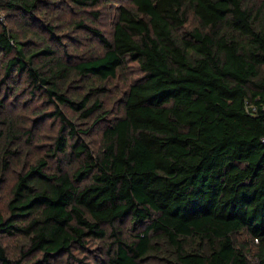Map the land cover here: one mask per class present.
I'll return each instance as SVG.
<instances>
[{
  "label": "trees",
  "instance_id": "1",
  "mask_svg": "<svg viewBox=\"0 0 264 264\" xmlns=\"http://www.w3.org/2000/svg\"><path fill=\"white\" fill-rule=\"evenodd\" d=\"M56 2L0 0V182L14 174L0 264L68 263L94 242L101 264H264V0H126L110 39L76 22L103 51L75 62ZM128 63L141 75L112 114L107 84ZM20 89L58 128L14 168L32 137L8 105Z\"/></svg>",
  "mask_w": 264,
  "mask_h": 264
},
{
  "label": "rangeland",
  "instance_id": "2",
  "mask_svg": "<svg viewBox=\"0 0 264 264\" xmlns=\"http://www.w3.org/2000/svg\"><path fill=\"white\" fill-rule=\"evenodd\" d=\"M120 2L124 3L126 0H100L98 5L92 7H79L75 6L70 0H57L56 4L47 7L48 20L52 22V25H56L54 31L60 35L62 43L66 45L69 60L72 62L81 61L103 51V46L98 38L91 31L77 27L76 22L88 25L91 29H97L107 39H110L115 21V8ZM16 19H8L5 25L14 27ZM31 29L39 35H46L44 30H40L37 23L32 24ZM36 43L41 45L39 40ZM50 43L53 47H56L53 41ZM140 75L136 65L128 63L118 78L108 82V92L104 97V105L107 109H111L112 114H115L121 108V105L117 103V98L121 95V92ZM82 86V83L75 82L73 84L68 83L66 88L68 91H74L82 88ZM22 102H24L23 107H21ZM8 105L16 119H21L27 127L30 126L32 129V137L29 142L25 139L22 140L18 158H16L13 166L15 168L16 166L20 167L23 162L31 163L35 157L43 155L49 149L51 139L56 134L58 122L49 118L37 121L38 118H35V115L51 110L52 106L47 105L44 99L30 97L29 90L28 92L27 90H21L15 96H11ZM64 112L69 118L71 117L72 113L68 109H65ZM13 175V172L10 171L5 179L0 182V210L4 207L5 200L8 197L9 189L13 183ZM5 242L9 250L13 251L15 242L11 240ZM76 259L78 262H76ZM102 260L103 249L101 245L94 242L88 250L74 252L73 258L68 263L53 260L45 264H101Z\"/></svg>",
  "mask_w": 264,
  "mask_h": 264
},
{
  "label": "built area",
  "instance_id": "3",
  "mask_svg": "<svg viewBox=\"0 0 264 264\" xmlns=\"http://www.w3.org/2000/svg\"><path fill=\"white\" fill-rule=\"evenodd\" d=\"M4 21V15L0 12V22ZM249 109H251V113L250 114H254L255 111V107H249ZM264 109V107H263Z\"/></svg>",
  "mask_w": 264,
  "mask_h": 264
}]
</instances>
